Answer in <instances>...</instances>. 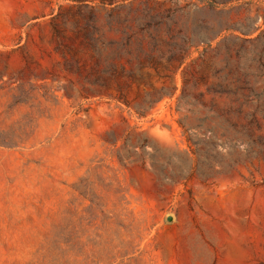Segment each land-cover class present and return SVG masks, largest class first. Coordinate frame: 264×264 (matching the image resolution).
<instances>
[{
	"label": "rangeland",
	"instance_id": "obj_1",
	"mask_svg": "<svg viewBox=\"0 0 264 264\" xmlns=\"http://www.w3.org/2000/svg\"><path fill=\"white\" fill-rule=\"evenodd\" d=\"M259 137L264 0H0V264H264Z\"/></svg>",
	"mask_w": 264,
	"mask_h": 264
},
{
	"label": "trees",
	"instance_id": "obj_2",
	"mask_svg": "<svg viewBox=\"0 0 264 264\" xmlns=\"http://www.w3.org/2000/svg\"><path fill=\"white\" fill-rule=\"evenodd\" d=\"M141 114V113H140ZM185 133L187 134V129L185 130ZM223 135V134H222ZM207 138H198V139H193L191 137V134H187V141H188V146H189V151L194 154L196 157L202 152L200 145L208 143L209 141L210 146H211V152H217L219 153V148L223 147L225 148H232L234 147L235 143H227V142H222L218 139L216 136V133L211 130L209 136H205ZM260 141H263L264 139L262 137L258 138ZM231 165V164H230Z\"/></svg>",
	"mask_w": 264,
	"mask_h": 264
},
{
	"label": "water",
	"instance_id": "obj_3",
	"mask_svg": "<svg viewBox=\"0 0 264 264\" xmlns=\"http://www.w3.org/2000/svg\"><path fill=\"white\" fill-rule=\"evenodd\" d=\"M168 219H172V216H169Z\"/></svg>",
	"mask_w": 264,
	"mask_h": 264
}]
</instances>
